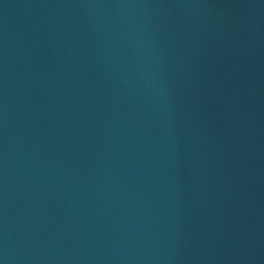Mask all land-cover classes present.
Listing matches in <instances>:
<instances>
[{
	"label": "water",
	"instance_id": "obj_1",
	"mask_svg": "<svg viewBox=\"0 0 264 264\" xmlns=\"http://www.w3.org/2000/svg\"><path fill=\"white\" fill-rule=\"evenodd\" d=\"M0 264H264V0H0Z\"/></svg>",
	"mask_w": 264,
	"mask_h": 264
}]
</instances>
